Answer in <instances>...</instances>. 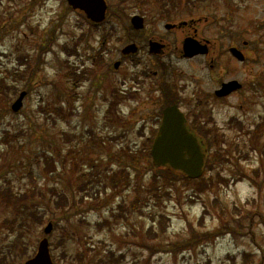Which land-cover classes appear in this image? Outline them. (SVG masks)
<instances>
[{"label":"rangeland","instance_id":"obj_1","mask_svg":"<svg viewBox=\"0 0 264 264\" xmlns=\"http://www.w3.org/2000/svg\"><path fill=\"white\" fill-rule=\"evenodd\" d=\"M106 1L107 18L94 25L67 0H0V85L13 87L0 89V191L26 195L19 212L0 199V262L6 251L14 256L7 264L23 263L47 236L56 264H264V0H174L181 5L171 18L202 20L201 35L217 39L218 49L243 51L244 62L227 54L225 73L244 87L205 116L225 141L219 147L205 140L201 177L177 173L157 187L161 168L153 164V120L145 111L152 115L156 104L112 91L116 83L130 92L132 80L122 85L118 74L150 59L141 53L110 72L129 39L140 37L131 17L143 15L149 25L169 18L165 3L173 0ZM201 65L177 67L204 77L208 88L209 69ZM98 73L108 80L97 83ZM59 193L67 199L56 204ZM29 204L45 212L32 231L19 226Z\"/></svg>","mask_w":264,"mask_h":264},{"label":"flooded vegetation","instance_id":"obj_2","mask_svg":"<svg viewBox=\"0 0 264 264\" xmlns=\"http://www.w3.org/2000/svg\"><path fill=\"white\" fill-rule=\"evenodd\" d=\"M152 20L153 24L149 25L147 19L144 18L146 25L141 29L132 27L134 32L138 33L140 37L129 39L126 46L121 50L120 59L117 60L120 63L119 66H114L115 62H117L115 61L113 64L114 69L110 73L116 75L127 61L133 62L141 53H145L150 60L134 73L120 72L118 80L123 81L122 85L126 83L124 81L127 78L132 80L131 84L133 85L130 87V92H127L124 87H120L118 91L116 83H114L112 86L113 94H131L136 97L144 94L147 96V100L151 101L152 104H156L152 115L149 108L145 107L147 115L149 117L152 116L150 118L153 120V127L149 135H147L148 141L157 135L164 110L170 106H177L183 112L186 118L185 126L187 130L196 137L201 138L212 135L214 132L219 133L212 128V125L208 124L212 120L210 116L205 117L206 114L213 113L219 104L226 103L244 87L242 83L241 89L231 94L221 95L224 90V84L231 81L225 73V65L228 63L227 54H231L230 48L227 47L224 50L221 48L220 50L218 49L219 42L217 39L202 36V20L197 21L192 17L181 20L164 18H154ZM205 21L206 23L209 22L208 19ZM214 21L215 19L210 20V22ZM130 23L132 26L131 19ZM220 31L223 40L226 38L227 32L224 28H221ZM188 38L206 45L207 52L194 57H186L184 45ZM153 43L158 44V51L154 50ZM131 44H135L137 51L124 54L123 50ZM220 46L223 47V42ZM235 47L239 49L238 46ZM232 57L236 59L234 56ZM197 62L202 64L200 69L203 70L205 67L209 69L207 79H209L211 86L208 88L204 87L202 82L204 77L197 76L194 72L189 71L186 66H183L182 69L177 67L182 63H189L191 68H195L194 65ZM202 62L205 66H203ZM154 65L155 68L151 67ZM105 74H97V83H103L108 80V74ZM103 76L104 78L100 80ZM137 104H140V102L137 101ZM212 107L213 109H210ZM147 119L149 118L147 117ZM201 144L204 146V143ZM204 151H208V148H205Z\"/></svg>","mask_w":264,"mask_h":264},{"label":"water","instance_id":"obj_3","mask_svg":"<svg viewBox=\"0 0 264 264\" xmlns=\"http://www.w3.org/2000/svg\"><path fill=\"white\" fill-rule=\"evenodd\" d=\"M68 3L74 9L84 11L87 18L95 23L102 22L106 17L107 3L105 0H68ZM132 22L138 29L143 27L141 16H134ZM157 45V43H153L155 51L159 50ZM184 50L186 57H193L206 53L207 46L197 40L188 38L185 41ZM136 51L135 44H131L123 50L124 54ZM231 52L239 60L244 59V55L237 48H231ZM119 64V62H116L115 67H118ZM239 88H241V84L238 81H231L224 84L221 95H227ZM25 95L26 92L23 91L13 103L12 110L14 112H19L23 107ZM185 123L186 118L177 106H170L164 110L159 132L152 145V159L157 166H169L183 171L191 178H197L202 174L205 155L202 153L196 137L188 132ZM52 229L53 224L50 222L44 229L45 234H49ZM24 264H55L50 254L47 237L40 241L35 256L28 259Z\"/></svg>","mask_w":264,"mask_h":264},{"label":"trees","instance_id":"obj_4","mask_svg":"<svg viewBox=\"0 0 264 264\" xmlns=\"http://www.w3.org/2000/svg\"><path fill=\"white\" fill-rule=\"evenodd\" d=\"M173 2H175V1L173 0ZM28 65H31V63H29ZM35 66H37V63H36ZM35 66L34 67H29L26 70V71H28L29 78H32L34 76V74H35L36 69H38V67H35ZM25 75H26V72L22 73V75H20L19 77H23ZM3 88L10 89V88H13V87H11L9 85H6V84H1L0 85V89H3ZM56 110L58 111V113H60V112L63 111V107L58 106V107H56ZM215 136L218 137V136H222V135H219V133L214 132V134H212V135L205 136V137H201L200 140H207L208 141V144H217L219 147H221L223 141H225L224 140V137L216 138ZM49 160H51V158ZM48 164H50V162ZM177 173H179L180 175H178V176L181 177V178H183V179L192 180L189 177L185 176L183 173L178 172L176 170H173V169H170V168L166 167V168H161V172H160L161 175L160 176H157V175H154L153 176L154 186L157 187L158 186V183L160 182L161 179L164 180L163 183H161L162 185H168L169 182L172 184L173 176H176ZM169 174H171V176L167 177V175H169ZM84 175H85V173L84 174H81L82 177ZM168 179L170 180L169 182H168ZM86 183L87 182H82L83 185H86ZM6 192H8V194L6 195L7 197L5 196L3 190L0 191V199L7 206L13 205L14 210H16L17 212H19L20 211V208H19L18 204L21 205V202L24 200V198H26V195H20V196L15 195L13 193L11 187H9L8 190H6ZM57 193H58V191H55V195ZM66 199L67 198H66L65 195L59 193V197H58V199L56 201V204H58L59 202L63 203V202H65ZM28 207H29L28 208V217H25L23 221H19V226H20V229H27L28 231H32L33 228H34L33 226H37V225L43 224V222H44V213L47 212L48 210H50L51 205L45 203V205L43 207L46 208L47 210H45V212H43V214H41L39 212V209L41 208L40 206H37L36 205V207L34 209H32L30 207V204H29ZM13 220L16 221V222L18 221L16 217ZM30 220H32V222ZM7 221L8 220H6L5 222H7ZM55 225H56V227H59V224L58 223H56ZM10 229L13 230L14 227H10ZM62 240H64V239H62ZM63 245H64V243L61 244V246H63ZM7 246H8L9 249H12V247L13 246H17V244H11V245L8 244ZM53 246H54V244H53ZM22 247H26V245L24 244ZM87 250H89V249H87ZM89 251H91V250H89ZM2 256H3L4 260H6V258H9V257H14L12 254H9L6 251H4V253H3ZM29 257H31V256H28V258ZM82 258H83L82 257V253L78 254V259L80 261H82ZM22 259H24V257L21 258L19 260V262H21ZM4 260H2L0 262V264H7ZM96 264H102V263L99 262V263H96Z\"/></svg>","mask_w":264,"mask_h":264},{"label":"bare ground","instance_id":"obj_5","mask_svg":"<svg viewBox=\"0 0 264 264\" xmlns=\"http://www.w3.org/2000/svg\"><path fill=\"white\" fill-rule=\"evenodd\" d=\"M229 83V82H228ZM227 84V83H226Z\"/></svg>","mask_w":264,"mask_h":264}]
</instances>
